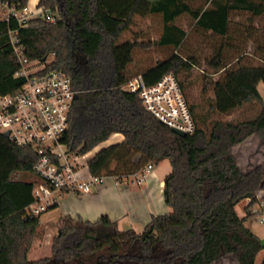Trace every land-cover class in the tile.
Segmentation results:
<instances>
[{
	"label": "trees",
	"instance_id": "1",
	"mask_svg": "<svg viewBox=\"0 0 264 264\" xmlns=\"http://www.w3.org/2000/svg\"><path fill=\"white\" fill-rule=\"evenodd\" d=\"M27 1L0 3L21 9ZM190 1L38 0L36 6L49 9L56 21L32 17L20 23L12 15L0 17V94L14 93L22 83L15 76L19 63L9 41V31L15 30L28 60L42 63L43 71L62 69L71 78L76 98L61 139L70 152L84 155L112 133L123 135L120 142L101 147L87 159L89 174L122 181L148 163L167 159L170 164L163 179V199L170 211L152 215L140 231L119 228L107 215L94 221L64 215L50 254L28 259L43 235L41 214L29 216L24 210L33 199L36 153L0 132V264H212L229 254L238 264H264V256L256 261L264 244L245 225L259 201L258 191L264 189V163L243 170L232 153L233 146L253 134L264 147V104L257 89L264 83V58L254 64L244 62L243 50L231 59L224 51L239 50L243 31L263 29L245 22L242 30L232 26L230 11L240 7L251 21L264 15V0H243V6H238L239 0H210L209 6V0H202L196 7ZM149 15H158L162 24L153 44L172 52L133 73L129 66L135 48H146L150 42L119 38L134 17ZM182 15L191 21L190 27L220 40L207 61L219 75L204 76V91L210 88L212 96L202 105L189 101L179 78L197 63L193 56L184 58L177 52L187 35L176 23ZM169 72L178 77L188 102L193 133L176 134L144 108L138 93L122 89L138 73L153 84ZM251 100L261 103L252 119L234 123L210 118ZM245 199L240 217L235 206ZM260 199L264 210V194Z\"/></svg>",
	"mask_w": 264,
	"mask_h": 264
},
{
	"label": "built area",
	"instance_id": "2",
	"mask_svg": "<svg viewBox=\"0 0 264 264\" xmlns=\"http://www.w3.org/2000/svg\"><path fill=\"white\" fill-rule=\"evenodd\" d=\"M7 7L5 17L12 15L20 23L32 17L49 22L57 19L43 7L31 12L26 6L21 9ZM9 35L19 63L15 76L22 78V83L14 93L0 94V132H7V137L16 145L32 147L36 153L32 170L33 199L24 210L29 216H38L57 206L67 192L86 193L92 185L101 183L104 176L85 171L79 158L86 153L70 152L61 142L76 94L70 76L59 68L43 71L42 63L30 61L24 55L15 30H10ZM122 89L138 93L144 108L170 128L186 134L194 132L193 116L175 74L165 73L153 84H147L142 74H136L124 82ZM151 169L152 164L148 163L132 177L141 182ZM257 198L259 201L251 211L253 214L262 213L259 222L264 226L263 201L261 195L257 194Z\"/></svg>",
	"mask_w": 264,
	"mask_h": 264
},
{
	"label": "rangeland",
	"instance_id": "3",
	"mask_svg": "<svg viewBox=\"0 0 264 264\" xmlns=\"http://www.w3.org/2000/svg\"><path fill=\"white\" fill-rule=\"evenodd\" d=\"M0 13L1 15H6L5 10L1 9ZM249 20L250 19L248 17L243 15V22H245V24L252 23L253 26H258L259 28L262 27L263 29L247 32L243 31V39L239 41V50L225 48L224 51L227 52V56L229 57L228 59H231L235 56L237 51L243 50L246 53L244 62L250 61L255 64L259 62L261 57L264 58V16L253 18L251 21ZM179 21L186 28L187 35L177 52L184 58L193 56L197 60V63L192 66L191 70L187 72H180L179 78L184 83L185 93L189 101L202 105L205 103L206 99H209L212 96L210 88L204 91V83L206 81L204 76L207 75V77L214 79L219 75V72H213L214 70L207 66V61L216 51L218 45L220 44V40L218 36H212L208 32H202L190 27L189 25L191 24V21L187 18V16L180 17ZM160 22V17L158 15H149L146 17L136 16L132 22L130 30L121 34L119 40L133 39L137 42L151 43H148L149 46L146 48H135L133 53L137 63L129 66V70L133 73L138 72V70L144 67L153 65L158 60H162L171 54L172 48L159 46L155 43L153 44V41L160 35ZM257 89L264 104V83L259 82ZM260 108L261 103L259 101L251 100L245 103L242 107L234 109L228 114H212L210 118H217L222 120V122L230 121L236 123L254 118L258 114ZM232 153L243 170H247L252 166L258 164L262 165L264 163V147L262 146L259 138L254 134L244 139L242 143L233 146ZM79 160L83 163V168L86 171V156H81ZM126 182L132 183V178H127ZM90 190H94V185L91 186ZM257 194L262 196L264 194V189H260ZM245 205L246 200H242L235 206L236 212L239 216H244ZM168 211H170V208ZM261 216L262 213L253 214L245 220V225L251 229L264 244V226H262L259 222V218ZM59 218V212L58 210H55L54 207L40 215L39 221L43 227V235L37 242V245L34 248L35 250L33 249L34 251H32L28 259H36L50 253L51 241L57 231ZM263 256L264 248L257 254L256 261L259 262ZM212 264L238 263L235 257L232 254H229L218 259Z\"/></svg>",
	"mask_w": 264,
	"mask_h": 264
},
{
	"label": "crops",
	"instance_id": "4",
	"mask_svg": "<svg viewBox=\"0 0 264 264\" xmlns=\"http://www.w3.org/2000/svg\"><path fill=\"white\" fill-rule=\"evenodd\" d=\"M37 2L38 0H28L27 10L31 12L38 9L39 7L36 6ZM200 3H202V0L190 1L192 7H196ZM209 3L210 0L206 6H209ZM238 4V6H243V0H239ZM7 8L5 4L0 3V10H5L6 15ZM6 15H1L0 13V17H5ZM243 15L250 17L249 13L243 11L240 7L232 9L229 13L231 25L242 30ZM180 17L177 18L176 23L182 25L179 21ZM135 63H137V60L134 57V62L130 65ZM122 139L123 135L121 133H112L107 140L87 152L86 158L88 159L91 153L93 154L101 147L120 142ZM86 171H88L87 168ZM169 172L170 164L165 159L157 165L153 164L151 171L146 174L141 182H137L134 177H129L132 178V183H127L126 179L117 181L114 177L105 176L101 183L94 185L93 191L89 190L86 193L67 192L54 209L58 210L60 217L64 215L79 216L90 221H94L102 215H107L116 222L119 228L131 227L140 231L152 215L168 212L169 207L163 199V179ZM245 200L247 204L248 200ZM32 251L28 253V257Z\"/></svg>",
	"mask_w": 264,
	"mask_h": 264
},
{
	"label": "water",
	"instance_id": "5",
	"mask_svg": "<svg viewBox=\"0 0 264 264\" xmlns=\"http://www.w3.org/2000/svg\"><path fill=\"white\" fill-rule=\"evenodd\" d=\"M73 98H76V94H74ZM171 130H172L173 132H175L176 134L181 135V136H183V135L186 134L185 132H183V131H181V130H178V129H176V128H171ZM2 135L5 136V137H7V136H8V133H7V132H3Z\"/></svg>",
	"mask_w": 264,
	"mask_h": 264
}]
</instances>
